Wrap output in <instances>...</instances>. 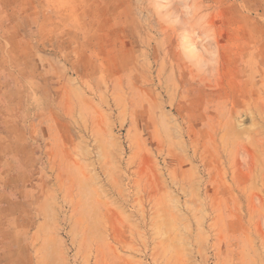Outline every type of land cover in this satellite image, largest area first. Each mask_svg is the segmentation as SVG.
Returning <instances> with one entry per match:
<instances>
[{"label": "rangeland", "instance_id": "obj_1", "mask_svg": "<svg viewBox=\"0 0 264 264\" xmlns=\"http://www.w3.org/2000/svg\"><path fill=\"white\" fill-rule=\"evenodd\" d=\"M200 3L193 79L140 0H0V264H264V0Z\"/></svg>", "mask_w": 264, "mask_h": 264}, {"label": "clouds", "instance_id": "obj_2", "mask_svg": "<svg viewBox=\"0 0 264 264\" xmlns=\"http://www.w3.org/2000/svg\"><path fill=\"white\" fill-rule=\"evenodd\" d=\"M140 4L142 17L173 33L175 50L193 79L216 75L219 51L215 46L214 30L200 0H140ZM193 29L200 33L195 41L190 35Z\"/></svg>", "mask_w": 264, "mask_h": 264}]
</instances>
